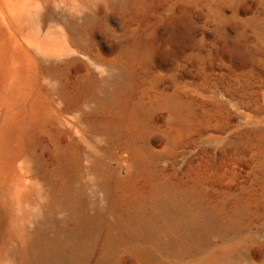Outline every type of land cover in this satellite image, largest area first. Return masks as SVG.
<instances>
[{
  "label": "rangeland",
  "instance_id": "rangeland-1",
  "mask_svg": "<svg viewBox=\"0 0 264 264\" xmlns=\"http://www.w3.org/2000/svg\"><path fill=\"white\" fill-rule=\"evenodd\" d=\"M0 264H264V0H0Z\"/></svg>",
  "mask_w": 264,
  "mask_h": 264
},
{
  "label": "bare ground",
  "instance_id": "bare-ground-1",
  "mask_svg": "<svg viewBox=\"0 0 264 264\" xmlns=\"http://www.w3.org/2000/svg\"><path fill=\"white\" fill-rule=\"evenodd\" d=\"M181 220H184V221H181ZM189 220V219H188ZM188 220H185V218L184 219H180V221H181V223L183 224V225H186L187 223H186V221H188ZM169 221H171V220H166L165 221V225L167 226V227H169V226H172V223H170ZM173 222H174V220H172ZM171 221V222H172ZM190 221V220H189ZM180 224V223H179ZM174 225V224H173ZM179 226V225H178ZM175 228V227H174ZM178 228V227H177ZM182 228V227H181Z\"/></svg>",
  "mask_w": 264,
  "mask_h": 264
}]
</instances>
